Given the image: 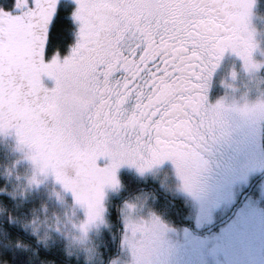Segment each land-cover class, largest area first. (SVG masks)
Returning a JSON list of instances; mask_svg holds the SVG:
<instances>
[{
  "label": "snow or ice",
  "instance_id": "6c2138e0",
  "mask_svg": "<svg viewBox=\"0 0 264 264\" xmlns=\"http://www.w3.org/2000/svg\"><path fill=\"white\" fill-rule=\"evenodd\" d=\"M256 0H14L0 5V130L15 128L32 159L87 200L122 164L172 160L198 189L197 151L221 124L208 103L226 50L253 64ZM68 14L73 43L52 52L49 31ZM159 62V63H158ZM50 78L49 88L43 78ZM110 160L98 167L100 158ZM75 169L69 176L67 168ZM103 209H101L102 211Z\"/></svg>",
  "mask_w": 264,
  "mask_h": 264
},
{
  "label": "rangeland",
  "instance_id": "374dc122",
  "mask_svg": "<svg viewBox=\"0 0 264 264\" xmlns=\"http://www.w3.org/2000/svg\"><path fill=\"white\" fill-rule=\"evenodd\" d=\"M257 12V7L252 9L248 27L257 41L251 59L259 67L249 71L244 59L228 49L229 60L219 62L206 92L214 110L223 99L231 106L227 110L230 118L246 126L248 133L243 139V157L238 167L221 176L205 192L200 179L197 190L187 189L172 160H165L162 169L161 164H156L144 171L124 163L115 170L119 175L114 176L116 183L108 175L102 184L89 187L87 200H78L72 190L66 192L57 186L58 179L49 182L45 177L55 178V171L43 170L30 155L34 149L30 147L29 152L21 148L14 142L12 132L7 131L3 134L6 146L20 153L6 163L9 188L18 196L40 198L42 206L48 209L46 216L31 220L35 234H42L47 243L55 239L92 258L95 236L109 223L112 199L122 197L118 204L120 247L108 264H216V261L223 264L222 259L229 264H264V113L244 116L237 111L246 103L264 100V15ZM61 22L56 18L51 30L57 29ZM44 84L51 88L54 81L45 77ZM207 162L204 161L205 168ZM98 167L108 168L109 164ZM125 169L149 181L157 180L160 187L171 193L169 199L181 197L190 202V215L181 207L182 211L172 219L156 208L154 203L160 192L155 187L152 191L141 186L143 190L134 192L123 187L119 173ZM66 172L70 174L67 169Z\"/></svg>",
  "mask_w": 264,
  "mask_h": 264
},
{
  "label": "trees",
  "instance_id": "16d2710c",
  "mask_svg": "<svg viewBox=\"0 0 264 264\" xmlns=\"http://www.w3.org/2000/svg\"><path fill=\"white\" fill-rule=\"evenodd\" d=\"M0 5L5 6V10H10L7 6H14V0H0ZM254 6L253 9L257 7V13L263 16L264 0H256ZM57 19H61L63 23L61 22L62 24L57 29L51 30L50 28L49 48L52 52L61 53L62 49L60 47L65 46V39H67L69 31H72V27L67 13H59ZM226 60H229V57L225 53L220 61L224 63ZM234 113L232 112V115ZM7 131L12 132V137L16 144L21 148L25 147L31 152L29 145L20 142L15 128L0 130V210H2L0 211V264H108V261L118 253L120 247V241L117 236L121 225L118 204L122 197L112 199L113 201L108 211L109 223L105 225L99 234L100 236H95L94 244L96 250L92 252V258L72 251L68 248L69 246H65L55 239L49 240V243H47V240L42 234H35L31 227L34 224L30 223L32 219L46 216L47 207L42 206L43 203L40 198L33 196L26 197L25 195L18 196L9 188L10 184L6 172V163L8 160L11 161L16 153L18 155L20 153L6 146V142L3 140V134ZM232 144L233 142H231ZM30 155L32 156V154ZM72 170L71 167L67 168V171L71 174L69 176H74ZM125 171L126 169L120 172L123 187L131 190V192L143 190L141 186L143 188L148 187V190L152 191H154L153 188L155 187L160 192V195L154 203L156 208L160 211L161 209L164 210L166 215L169 214L173 217L172 219H174L175 214H178V211H182L181 207L186 208L190 215L192 206L190 202L185 201L181 197L169 199L171 193L166 192L164 188L160 187L157 180L149 181L148 178H143L133 171ZM41 172L40 174L43 176ZM115 174L118 175L117 172ZM45 178L49 182L52 181L54 183L57 180V176L55 178ZM58 181L56 182L57 186L62 187L66 192H70L71 189L66 188L61 180ZM66 195L68 194L66 193ZM188 220L191 222L190 219Z\"/></svg>",
  "mask_w": 264,
  "mask_h": 264
},
{
  "label": "flooded vegetation",
  "instance_id": "af4514ba",
  "mask_svg": "<svg viewBox=\"0 0 264 264\" xmlns=\"http://www.w3.org/2000/svg\"><path fill=\"white\" fill-rule=\"evenodd\" d=\"M71 31L65 39L64 45L60 47L62 49L61 54L66 55L68 47L72 44V39L70 37ZM225 53L228 56L227 50ZM224 53V54H225ZM50 54V48L46 49V57ZM44 79V78H43ZM228 111H225L221 118V124L215 128L214 131L206 133L204 140L201 142L197 151L200 154V157L203 161L207 162L209 169L203 166L198 174V179H200L201 188L203 191L208 192L209 189L214 187L219 178L223 175L229 173L230 170L233 171L234 168H237L240 164V161L243 157V139L247 138L246 126L235 122L230 116L227 114ZM233 142L228 145L229 142ZM231 145V146H230ZM225 153V155H224ZM98 166H105L107 164L110 165V160L107 158H100L98 161ZM171 165L170 163H166L164 165ZM162 164L160 165V169ZM73 175L75 176V169L72 168ZM120 174V173H119ZM71 175V174H70ZM115 178H118L119 175L114 174ZM178 253L183 254L181 251ZM223 264H229L227 260L222 259ZM216 264H220L216 261Z\"/></svg>",
  "mask_w": 264,
  "mask_h": 264
},
{
  "label": "clouds",
  "instance_id": "9594fccd",
  "mask_svg": "<svg viewBox=\"0 0 264 264\" xmlns=\"http://www.w3.org/2000/svg\"><path fill=\"white\" fill-rule=\"evenodd\" d=\"M252 33V32H251ZM252 44H253V48H252V51L256 48L257 46V41L255 39V34L252 33ZM252 60V59H251ZM252 63L253 64H256V65H259L258 63L254 62L252 60ZM255 68H249L248 67V70L249 71H252L254 70ZM231 106L228 105L225 100H221L219 103H218V106H216L215 108V111H217L218 113L220 114H223L225 111H227ZM237 111L240 112L241 115H244V116H254V115H258V114H261V113H264V100H260V101H257L255 103H252V104H249V103H246L245 105L239 107L237 109ZM2 211V210H0Z\"/></svg>",
  "mask_w": 264,
  "mask_h": 264
}]
</instances>
